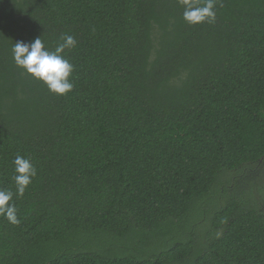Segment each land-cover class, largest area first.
Here are the masks:
<instances>
[{"label":"trees","instance_id":"obj_1","mask_svg":"<svg viewBox=\"0 0 264 264\" xmlns=\"http://www.w3.org/2000/svg\"><path fill=\"white\" fill-rule=\"evenodd\" d=\"M0 0V264H264V0ZM74 88L19 68L63 35Z\"/></svg>","mask_w":264,"mask_h":264},{"label":"clouds","instance_id":"obj_2","mask_svg":"<svg viewBox=\"0 0 264 264\" xmlns=\"http://www.w3.org/2000/svg\"><path fill=\"white\" fill-rule=\"evenodd\" d=\"M183 7V19L189 25L203 23L214 24L216 21V0H178ZM54 50H50L41 39L36 37L31 42L17 41L12 47L15 64L34 79L43 82L48 90L56 95H66L74 88L70 79L74 66L65 57V50L76 46L72 35H63ZM13 181L15 193L9 189H0V217L9 223L19 224L15 197H22L26 189L37 176V169L30 158L17 155L14 160Z\"/></svg>","mask_w":264,"mask_h":264}]
</instances>
